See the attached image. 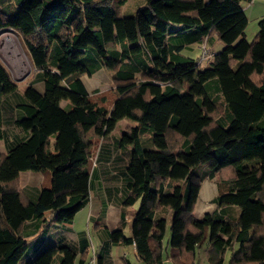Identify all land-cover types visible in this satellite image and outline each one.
<instances>
[{
  "label": "trees",
  "instance_id": "1",
  "mask_svg": "<svg viewBox=\"0 0 264 264\" xmlns=\"http://www.w3.org/2000/svg\"><path fill=\"white\" fill-rule=\"evenodd\" d=\"M252 1L145 0L134 17H121L114 0H0V35H17L45 88L25 91L18 125L29 138L0 152V264L27 254L26 222L74 220L89 200L91 157L124 119L136 127L114 139L129 161L123 214L139 207L131 237L120 225L113 242L134 244L145 264L164 256L196 264L207 241L212 264H224L228 250V264H264V17L248 41L243 4ZM210 36L222 44L216 53L204 43ZM199 43L198 59L183 53ZM204 45L211 62L202 68ZM101 69L112 87L91 96L81 78ZM18 85L0 60V97ZM21 172L50 175L36 202L22 194ZM206 177L218 179L220 211L197 219ZM164 210L172 213L168 251ZM58 255V264H74L72 248L61 245L30 264Z\"/></svg>",
  "mask_w": 264,
  "mask_h": 264
},
{
  "label": "crops",
  "instance_id": "2",
  "mask_svg": "<svg viewBox=\"0 0 264 264\" xmlns=\"http://www.w3.org/2000/svg\"><path fill=\"white\" fill-rule=\"evenodd\" d=\"M243 9L246 14L251 10L252 15L256 17L264 15V0L244 3ZM263 17L261 16V18ZM206 41L212 46L214 53L222 49V44L216 37L210 36ZM201 45L199 43L189 47L184 46L183 53L192 58L195 55L200 57ZM33 72L24 83H19L17 92L0 97V152L2 154H7L13 147L29 138V133L18 125V121L25 116L21 107L28 104L25 91L28 87H33L41 95L45 93L42 75ZM111 78L110 73L101 69L92 77H82L81 81L89 95L95 96L96 92H101L97 85L102 83L104 85L108 81L112 84ZM62 106H65V103H62ZM106 106L110 107L111 103H106ZM98 159L99 161H96L95 165H91L89 200L71 223L58 224L51 221L49 214H46L44 218L26 222L22 233L28 242V252L19 264H30L44 249L58 245L72 248L74 264H89L91 260H94V264H145L138 257L134 244H116L112 240V233L120 225L123 226L125 236L131 237L132 221L139 207L138 204H135L126 208L125 215L123 214V203L128 196V185L131 182L126 172L129 161L122 150L118 148L115 140L112 143L106 141L102 144ZM200 168L202 171L206 170V166ZM218 185L216 177L204 179L194 209L195 218L202 219L206 214L220 211L217 204ZM50 186L51 177L48 173L21 172L19 175V188L24 197L32 202H36L41 191ZM234 212L237 214V209ZM158 216L165 217L167 220L164 245L168 251L172 213L170 210H164L159 212ZM206 243L198 253L196 264H212L209 261L211 248ZM238 248L239 245H235V250ZM230 257L231 251L228 250L224 264L229 263ZM62 258V255H58L54 264H58ZM162 264L175 263L164 256Z\"/></svg>",
  "mask_w": 264,
  "mask_h": 264
},
{
  "label": "rangeland",
  "instance_id": "3",
  "mask_svg": "<svg viewBox=\"0 0 264 264\" xmlns=\"http://www.w3.org/2000/svg\"><path fill=\"white\" fill-rule=\"evenodd\" d=\"M122 2H123V0H114V8L116 10H118L120 16L121 17H134L136 15L138 9L144 5L145 0H125L123 2V4H121ZM247 14H248L247 16H248L249 22H248V27L246 29V38L248 41L252 42L255 39V37L258 33V30H259L258 29V19L264 15H260V16L256 17V16L252 15L251 10H249L247 12ZM204 43L206 44V46H208V44H209L208 41H206ZM210 50L212 51V46L210 47ZM199 55H201V54H199ZM193 58L197 59L199 57L197 55H195ZM209 58H210V56L203 59V62H202L203 67L202 68H205L206 66L209 65V63L211 62V59H209ZM32 72H33V70H32ZM24 82H22V83H24ZM97 86H99L98 88H99V91H101L100 93H103V92H107L108 90H110V88L112 87V84L108 81L104 85L102 83V84L97 85ZM107 106H109V105H107ZM129 127H136V123L133 122L132 120H129V119H124V120L120 121L118 123V125L116 126L115 130L111 133V135L105 141L112 143L114 141V139H120L122 137V135L126 132L127 128H129ZM149 139L150 138H149L148 134L143 137V144L146 148H148L147 146L150 143ZM99 156H100V149L94 151V153L91 157V165H95L96 161H99V159H98ZM122 161H124V160H122ZM197 172L200 173L201 168H199L197 170ZM206 244H209V241Z\"/></svg>",
  "mask_w": 264,
  "mask_h": 264
},
{
  "label": "water",
  "instance_id": "4",
  "mask_svg": "<svg viewBox=\"0 0 264 264\" xmlns=\"http://www.w3.org/2000/svg\"><path fill=\"white\" fill-rule=\"evenodd\" d=\"M0 60L9 69L17 83L24 82L32 72V66L17 35L9 30L0 35Z\"/></svg>",
  "mask_w": 264,
  "mask_h": 264
},
{
  "label": "built area",
  "instance_id": "5",
  "mask_svg": "<svg viewBox=\"0 0 264 264\" xmlns=\"http://www.w3.org/2000/svg\"><path fill=\"white\" fill-rule=\"evenodd\" d=\"M202 49H203V57L204 58L208 57L210 55V51L208 50V48L204 45ZM89 264H94V260H91Z\"/></svg>",
  "mask_w": 264,
  "mask_h": 264
}]
</instances>
